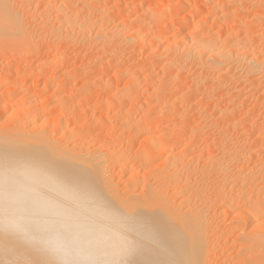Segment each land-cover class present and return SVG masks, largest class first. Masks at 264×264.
<instances>
[{"label": "bare ground", "instance_id": "bare-ground-1", "mask_svg": "<svg viewBox=\"0 0 264 264\" xmlns=\"http://www.w3.org/2000/svg\"><path fill=\"white\" fill-rule=\"evenodd\" d=\"M17 1L0 0V59H19L16 69L3 65L0 78V90L8 87L0 92V264H264V129L249 116L255 104L264 110V0L155 2L157 17L117 19L113 29L98 0H47L42 25L30 15V0ZM142 5L132 0L122 7L133 13ZM217 25L224 40L214 32ZM156 41L169 42L163 61ZM134 45L150 52V65L162 61L167 75L143 74L141 57L132 68L119 65V52ZM59 46L65 53L49 60ZM73 46L83 51L81 65L65 69L61 81L47 79L69 63L66 48ZM188 71L193 96L175 87ZM78 72L87 80L81 89L60 87L77 85ZM130 73L160 84L152 102L134 100L145 90ZM14 74L21 81L9 87ZM119 75L130 78L113 95ZM30 77L43 82L46 96L26 93ZM96 89L103 95L95 106ZM244 91L261 98L248 111ZM197 93L216 101L213 118H221L212 125L225 143L214 153L204 139L193 145L187 138L198 139L201 127L195 124L201 109L191 102ZM220 93L231 101L225 107L217 104ZM253 135L257 140L248 145Z\"/></svg>", "mask_w": 264, "mask_h": 264}, {"label": "rangeland", "instance_id": "rangeland-1", "mask_svg": "<svg viewBox=\"0 0 264 264\" xmlns=\"http://www.w3.org/2000/svg\"><path fill=\"white\" fill-rule=\"evenodd\" d=\"M14 1V0H13ZM16 1V3H18L17 5L19 6L20 4H21V2H19V1H17V0H15ZM61 1V0H60ZM151 0H137V3L139 2V3H142L143 5L142 6H140L135 12H133V13H129V11L128 10H126V9H124L122 6L125 4H129L130 2H132V0H98V2H100V4H102V6L104 7V8H106L105 10H109V11H107L106 12V16H107V18L110 20V23L111 22H113V23H111V25L109 26V28L110 29H113V27H115V26H117L116 24H118V22L120 21V19L121 20H127V19H129L130 21H132V22H134V20L136 19V18H145L146 16H148V14H149V16H158V7L156 6V5H160V4H166L167 2V4H169V3H172V4H176V2L177 1H175V0H173V2H171L172 0H152L151 2H150ZM158 1V2H157ZM197 1H200V0H197ZM30 2L32 3H29V2H27V4L28 5H30V6H32L31 8H30V10H31V17L32 16H35L36 18H37V22H38V24H40V25H42V22H43V20H45L46 18H49L48 16H44L43 14H44V3H46L47 2V0H30ZM103 2V3H102ZM117 2H118V4H117ZM155 2H156V5H155ZM164 2V3H163ZM175 2V3H174ZM159 3V4H158ZM72 4V3H71ZM107 4V5H106ZM116 4V5H115ZM153 5L154 7L152 8V9H148L147 8V6L148 5ZM104 5H106V6H104ZM109 6V7H108ZM112 6V7H111ZM115 6H117L116 8H115ZM34 7V8H33ZM110 7L112 8V9H110ZM120 7H122L123 8V11H122V9L120 8ZM43 8V9H42ZM109 8V9H108ZM35 9V10H34ZM116 9V10H115ZM112 10V11H111ZM119 10H121V11H119ZM150 10V11H149ZM35 11V12H34ZM127 11V12H126ZM121 12V13H120ZM171 12V11H170ZM32 13H33V15H32ZM145 13V14H144ZM167 13V12H166ZM108 14V15H107ZM154 14V15H153ZM145 15V16H144ZM169 15H172L171 13H169L168 12V14H164V16H166V18H167V21H169L170 22V20L172 19V16H169ZM109 16V17H108ZM148 16V17H149ZM169 16V17H168ZM117 17V18H116ZM210 17V18H209ZM208 18H207V20H208V22H209V24L211 25V22H213V17H211V15L209 16ZM41 18H42V20H41ZM116 18V19H115ZM169 18H171V19H169ZM39 19V20H38ZM117 19H118V22H117ZM210 19V20H209ZM246 19H250V17H247L246 16ZM53 20V19H52ZM212 20V21H211ZM211 21V22H210ZM52 22H54V20L52 21ZM39 25V26H40ZM212 25H213V23H212ZM211 25V26H212ZM136 26H138V25H136ZM135 26V27H136ZM217 27V28H216ZM218 27H219V29H218ZM136 28H138V27H136ZM149 31H150V34H152V33H154L153 35H157V33L159 32H161V30L160 29H155V28H152V29H149V28H147ZM215 30H214V32H215V34H218L217 36L218 37H220L221 39H225V38H223V37H225L226 36V34L224 33L225 32V30H222V29H220V26H215V28H214ZM151 30L153 31L152 33H151ZM157 30V31H156ZM159 30V31H158ZM144 31H146L145 33L147 34V33H149V31L147 32V30L146 29H144L143 30V32ZM219 31V32H218ZM158 33V34H159ZM173 34V35H172ZM176 33H174V31H172V32H169V35H171L172 37L175 35ZM225 34V35H224ZM241 36H243L242 34H240V38H242ZM158 42V43H157ZM147 43L149 44L150 43V41L147 39ZM160 41H156V43L155 44H157V46L155 45L154 46V49H156V50H158L157 51V55H158V59H162V57H166V55H165V52H164V49L162 50V48L164 47L165 48V43H169V42H164L163 41V43H161ZM147 44V45H148ZM158 45H159V48L157 49L156 47H158ZM163 45H165V46H163ZM135 46V45H134ZM133 46V48L131 47L130 48V52H129V50L126 52L125 51V54H124V52H119L120 53V57L118 56L117 58L118 59H120L121 57V59L119 60V62H118V59H117V63L119 64V65H121L120 63H124L125 64V67H124V64H123V67L124 68H128V67H130V68H132V63L133 64H137L138 63V61L140 62V60H141V62L140 63H143L142 62V60H145L144 61V65H145V63H146V65L145 66H143V64H141V66L142 67H144L145 69H146V71L144 70L143 71V74H145V75H148V74H153V75H156V74H158V73H161V74H158L157 76L158 77H161V78H163L164 76H166L167 74V70L164 68V67H162V61H163V59H162V61H161V64H156L157 66H155V64H154V61H153V63L152 64H154V66L153 65H150V60H152V58H151V56H149L150 55V52L149 51H147V49H145V47H144V49H145V51H144V49H143V47H134ZM144 46H146V44L144 45ZM161 46V47H160ZM65 46H59L56 50H53L52 52H51V54L49 53V55H51V56H49V60H51V58H53V59H55L56 58V56L57 55H59V54H61V50H63V48H64ZM71 47V46H70ZM70 47H67L66 48V53L70 56L71 54H72V58L70 57V59H69V63H70V66L67 64L65 67H64V69H63V67H55L54 68V75H51L50 73H52L53 71L51 70L50 71V73H49V76L47 77V79L48 78H51L52 76H54L55 78H56V80H58V81H61L60 80V78L61 79H63V76H64V74H65V71L66 70H72L76 65V67L74 68V69H76V68H78L81 64H79V63H81V58L80 57H78L77 58V56H80L81 54H82V50L79 48V47H75V49H74V46L72 47V49L70 48ZM76 48H79V49H77L76 50ZM139 48V49H138ZM69 49H71V51L69 50ZM75 50H76V54H75ZM78 50H81V51H78ZM161 50H162V52H161ZM56 51V52H55ZM74 53H73V52ZM138 51V52H137ZM149 53V55L147 56V52ZM53 52H55V53H53ZM79 52V53H78ZM133 52V53H132ZM139 52H141V53H139ZM143 52V53H142ZM164 52V53H163ZM62 53H65V48H64V50L62 51ZM71 53V54H70ZM77 53L79 54V55H77ZM119 53H118V55H119ZM132 53V54H131ZM137 53V54H136ZM145 53V54H144ZM147 53V54H146ZM74 54V55H73ZM130 55V58H129V55ZM135 56H137V58H135L134 57V55ZM53 55V56H52ZM140 55H142V56H140ZM145 56V57H144ZM146 56H147V58H146ZM162 56V57H161ZM48 57V56H47ZM51 57V58H50ZM76 59H75V58ZM127 57V58H126ZM139 57H141V58H139ZM161 57V58H160ZM2 58V57H1ZM133 58V59H132ZM139 58V59H138ZM145 58V59H144ZM4 59V58H3ZM1 60L0 59V62L2 63V64H0L1 65V67L3 66V65H7L8 66V64L10 63V65L11 64H13V67H15V69L17 68V65H19V61H17L16 62V60H19L18 58H16V56L15 57H11V56H9V58L7 57V59L10 61H8L7 59V62L5 61V60ZM16 59V60H15ZM125 59V60H124ZM136 59V60H135ZM137 59H138V61H137ZM147 59V60H146ZM29 60V61H28ZM31 60H32V58H28L27 59V61H22V63L24 64H26V62H27V64H29L30 65V62H31ZM72 61V63H71V61ZM77 60H78V63H77ZM3 61H4V63H3ZM132 61V62H131ZM136 61V62H135ZM147 61H149L148 62V64H147ZM21 62V61H20ZM33 62V61H32ZM53 62H55L54 60H53ZM16 63H17V65H16ZM21 63V67L23 66V64ZM74 63V64H73ZM74 66H73V65ZM139 64V63H138ZM5 65V66H6ZM33 65V64H32ZM32 65H30V67H29V70L32 68L33 70L35 69L34 67V65L32 66ZM71 65H72V67H71ZM129 65V66H128ZM150 66V68L148 67V66ZM4 66V67H5ZM12 66V65H11ZM4 67H2V68H0V78H3V77H1L2 75H4L5 73H6V71L4 72V71H1V69H3ZM147 67V68H146ZM68 68V69H67ZM152 68H153V70H152ZM158 68H159V70H158ZM161 68V69H160ZM163 68V69H162ZM66 69V70H65ZM73 69V70H74ZM33 70H30L29 72H33ZM147 70H151L150 72L149 71H147ZM157 70V71H156ZM161 70V71H160ZM59 71V72H58ZM159 71V72H158ZM2 72V73H1ZM4 72V73H3ZM154 72V73H153ZM147 73V74H146ZM188 74H186V75H188L187 76V78H186V75H184L179 81H178V85H180V86H178L177 85V83H176V85H175V87L176 88H180L179 90L181 91V88H182V92L185 94V95H191V93H193L192 92V90H193V85H194V83H192L193 82V75L191 74V71H190V73H189V71L187 72ZM2 74V75H1ZM53 74V73H52ZM130 74H132V73H130ZM142 74V75H143ZM191 74V75H190ZM15 75L16 74H14L13 75V77H12V80H14L13 78L15 77ZM51 75V76H50ZM56 75V76H55ZM77 77H78V79H76V83H77V85L74 83V82H72L73 84H70V82L69 83H66V84H64V83H62L61 85H60V87L62 86V88H66V85L68 86V88H66V89H70V86H72L73 85V87H71V89L72 90H75V89H77V90H79V89H81V87H82V85H83V81L84 82H86L87 80H86V78H84V76L82 75V74H80L79 72L77 73ZM102 74H98V76L100 77H98V79H102V78H104V76L102 75ZM110 75V74H109ZM109 75H106L105 76V79L104 80H106V79H108V78H111L110 76L111 75H113V73H111V75L109 76ZM125 75V74H124ZM134 75V76H133ZM136 75L137 74H132V75H130V77H135V80L137 79V77H136ZM145 75H143V77L145 76ZM17 76H18V74H17ZM24 76V73H19V76L18 77H23ZM81 76H82V78H81ZM122 75H119V76H116V77H114L113 78V86H114V90H113V95L114 94H118V93H120L121 91H119V90H121L122 88V86H124L125 85V83H127L128 81V78H130L128 75H126V76H128L127 77V79H126V76H122ZM138 76V75H137ZM113 77V76H112ZM121 77V78H120ZM140 77H142L141 75H139L138 76V79H137V81H141V84H142V88L144 87V89H143V93L142 94H139V95H134V100L138 103V104H140L141 103V101H142V104H140V105H146V104H148V103H150V102H152V101H150V99L152 100V96L154 95V90L156 89V87L158 88L159 87V83H155V84H147L146 82H145V80L143 79V78H141L140 79ZM17 78V77H16ZM21 78H18V82L16 81V79L13 81V82H11L10 83V85H9V87L11 86L12 87V85L15 83V86H13V87H16V83H19V81H21ZM24 78H25V76L22 78V80H24ZM31 78V77H30ZM30 78H26L27 79V81H28V79H30ZM33 78V77H32ZM30 79V81H26V86L25 87H28L29 88V86L31 87L30 89H29V91H28V89H27V94H28V92H30V97L32 98V96H33V98L32 99H36V97H38V93H41V94H39V97H43V95L44 96H46V94H47V92L45 91V88L44 87H42L43 86V82L41 81V86L40 85H38L39 84V81H35V79ZM59 78V79H58ZM85 80H84V79ZM94 78V80H95V78L97 79V77L95 76V77H93ZM92 78V79H93ZM185 78V79H184ZM192 78V79H191ZM134 79V78H133ZM31 80H32V82L35 84L34 86L36 87H38L39 86V88H40V92L37 90V92H36V89H37V87L35 88L34 86H33V83L31 82ZM89 80H91V77L89 78ZM127 81V82H125V81ZM188 80V81H187ZM143 81V82H142ZM29 82H31L32 83V85H29V86H27L28 84H30ZM37 82V83H36ZM180 82V83H179ZM13 83V84H12ZM28 83V84H27ZM144 83V84H143ZM147 85H146V84ZM37 84V85H36ZM68 84H70V85H68ZM79 84V85H78ZM185 84V85H184ZM148 85H150V86H148ZM158 85V86H157ZM183 85H184V87H183ZM76 86V87H75ZM153 86V87H152ZM5 87V88H4ZM2 89L3 90H6L8 87L7 86H4ZM7 87V88H6ZM35 88V89H33L32 90V88ZM42 87V88H41ZM57 87H58V84H57ZM190 87V88H189ZM38 88V89H39ZM153 88V89H152ZM186 88V89H185ZM19 89H20V87H18L17 86V89L16 88H14V89H12V91L11 92H19ZM42 89V90H41ZM148 89V90H147ZM3 90H0V92L2 91L3 92ZM16 90V91H15ZM47 90V89H46ZM51 90V89H50ZM50 90H49V92H50ZM53 90V89H52ZM32 91V92H31ZM43 91H45V92H43ZM96 91V93H95V98L97 99V100H95V99H93V103H92V105L94 104H96V105H98V102L100 101V100H102V96L101 95H103V91L100 89H96L95 90ZM190 91H191V93H190ZM1 92V93H2ZM5 92V91H4ZM31 93H33V94H31ZM44 93H46V94H44ZM97 93H98V95H97ZM249 92H247V91H244V94H245V97L248 95V97H244V94H243V92H242V96L244 97L243 98V100H245L244 102L247 104V103H250L248 106L250 107H248L247 105H246V111H248V110H250V109H252L253 107H254V104L256 103V101H260L261 100V98L259 97V99L257 100L256 98H258L257 97V94H250L251 96L249 97V94H248ZM145 94V95H144ZM197 94H198V96H197ZM197 94H195L194 96L195 97H192V105H193V107L195 106L196 108H200L201 109V111H199L198 109H197V111H199L198 113V115H197V117H196V122H200V123H195V122H192V124L193 123H195V124H198L199 125V127H200V131H199V134H201L200 136H199V134H198V139H193L192 137H190V135H188L187 136V138H188V140L189 141H193V145L194 144H196V143H198V142H201V140L202 139H204L202 142H204L205 141V144L207 143L208 145H210L212 148V150L210 151L211 153H212V151H213V153H214V150L213 149H216L217 148V146L218 147H220V146H222V144H224L225 142H223V140H220V139H222V132H221V129L219 130L218 129V127H215V126H213L212 125V123L215 121V123H220L221 122V118L219 117H216L215 118V116H219V115H215L214 116V118H213V115L215 114V108H216V106H215V103H216V101L215 102H210L207 98H204V95L202 96V93H197ZM221 94V95H220ZM219 94V96L218 97H220V98H217V104H218V106L219 107H223L224 105L225 106H227V103L229 104L231 101H229L230 99H229V97H227V95L225 94V93H223L224 94V96H223V94L222 93H220ZM29 95H28V97H29ZM34 95H37L36 97H34ZM50 95V93L48 94V96ZM119 95V94H118ZM189 95V96H190ZM259 95H261L262 96V92L261 93H258V96ZM191 96H193V94L191 95ZM221 96H223V97H221ZM255 96V97H254ZM18 97V96H17ZM20 97V96H19ZM39 97L37 98V99H39ZM138 97H141V98H138ZM146 97V98H145ZM148 97V98H147ZM151 97V98H150ZM197 97V98H196ZM201 97H202V99H201ZM206 97V96H205ZM226 97V98H225ZM45 98V97H44ZM100 98V99H99ZM197 100H196V99ZM199 98V99H198ZM225 98V99H224ZM249 98L251 99V100H249ZM41 99V98H40ZM145 99V100H144ZM148 99V100H147ZM208 101H207V100ZM221 100V102H219L220 100ZM229 99V100H228ZM254 99L256 100V101H254ZM147 100V101H146ZM206 101V102H205ZM225 101V102H224ZM229 101V102H228ZM258 101V102H259ZM144 102V103H143ZM196 102V103H195ZM210 102V103H209ZM253 102H254V104H253ZM146 103V104H145ZM220 103V104H219ZM183 104V103H182ZM180 104L181 106H182V109L183 108H187V106L189 107V105H187V104ZM200 104H201V106H200ZM252 104V105H251ZM259 104V103H258ZM95 105V106H96ZM186 105V106H185ZM190 105H191V103H190ZM256 106H258L259 107V105H257V104H255ZM224 106V107H225ZM253 106V107H252ZM203 107V108H202ZM258 107H256L257 108V111H255V112H251V114L252 115H249V116H251V117H253L252 119H254V121H256L257 122V124L258 125H260V127L261 128H263L264 129V120H262V119H264V110H262V108H261V102H260V109L258 108ZM205 108V109H204ZM208 108V109H207ZM248 109V110H247ZM264 109V108H263ZM184 110V109H183ZM260 111H262V112H260ZM212 112H214V113H212ZM205 113V114H204ZM211 113V114H210ZM201 114V115H200ZM207 114V115H206ZM258 114V115H257ZM211 116V117H209V116ZM204 116V117H203ZM248 116V115H247ZM246 116V117H247ZM199 117V118H198ZM202 119H201V118ZM208 117V118H207ZM244 117V118H243ZM246 117H245V115L244 116H240V118H238V121H244V119H246ZM251 117H249L250 119H251ZM248 118V117H247ZM171 119H173V117H171L170 118V120H169V122L171 121ZM210 119V120H209ZM217 119V120H216ZM241 119V120H240ZM243 119V120H242ZM194 121V120H193ZM211 121V122H210ZM173 123V122H172ZM201 124V125H200ZM202 124H205V125H202ZM211 124V125H210ZM263 124V125H262ZM209 125V126H208ZM213 126V127H212ZM203 127H205V128H203ZM215 127V128H214ZM212 128V129H211ZM203 129V130H202ZM204 129H205V131H204ZM209 129V130H208ZM216 129V131H214V130ZM244 129V128H243ZM203 131V132H202ZM218 131V132H217ZM220 132V133H219ZM248 133H250L249 131H247V134ZM203 134V135H202ZM205 134V135H204ZM219 134V135H218ZM249 135V134H248ZM206 136H208L207 138L209 139H206ZM221 136V137H220ZM190 137V138H189ZM197 138V137H196ZM219 138V139H218ZM200 139V140H199ZM187 140V141H188ZM254 140V141H253ZM256 138H255V136L253 135V137L250 139V140H246V143L248 144V145H250V143H251V141H253V142H256ZM222 141V142H221ZM244 141V140H243ZM201 142V143H202ZM220 142H221V144H220ZM219 143V144H218ZM246 144V145H247ZM252 144V143H251ZM199 145V144H198ZM197 145V146H198ZM197 146H195V147H197ZM209 151H207L206 153H207V155H208V153L209 154H211Z\"/></svg>", "mask_w": 264, "mask_h": 264}, {"label": "snow or ice", "instance_id": "snow-or-ice-1", "mask_svg": "<svg viewBox=\"0 0 264 264\" xmlns=\"http://www.w3.org/2000/svg\"><path fill=\"white\" fill-rule=\"evenodd\" d=\"M4 264H33L32 261L26 260V259H13L9 261H5ZM48 264H85V262L82 261H72V260H63V261H50Z\"/></svg>", "mask_w": 264, "mask_h": 264}]
</instances>
